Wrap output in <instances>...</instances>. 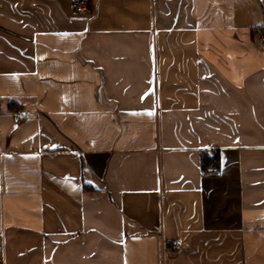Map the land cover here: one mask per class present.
Instances as JSON below:
<instances>
[{"label": "crops", "instance_id": "0c3cea01", "mask_svg": "<svg viewBox=\"0 0 264 264\" xmlns=\"http://www.w3.org/2000/svg\"><path fill=\"white\" fill-rule=\"evenodd\" d=\"M259 30L264 0H0V264H264Z\"/></svg>", "mask_w": 264, "mask_h": 264}, {"label": "trees", "instance_id": "16d2710c", "mask_svg": "<svg viewBox=\"0 0 264 264\" xmlns=\"http://www.w3.org/2000/svg\"><path fill=\"white\" fill-rule=\"evenodd\" d=\"M251 30H252V34H255V32H257L256 28H252ZM259 31L262 35H264V32L262 30H259ZM11 105L16 106V103L13 102L11 103ZM218 158L219 157L217 153H214L211 155L207 151H202L200 153V166H201L202 171L207 173V169L209 167H213L216 170H218L219 169V159Z\"/></svg>", "mask_w": 264, "mask_h": 264}, {"label": "built area", "instance_id": "2783aa9c", "mask_svg": "<svg viewBox=\"0 0 264 264\" xmlns=\"http://www.w3.org/2000/svg\"><path fill=\"white\" fill-rule=\"evenodd\" d=\"M88 1L89 0H72V6H73L74 10L77 12L83 11L88 5ZM260 39L264 42L263 36H261ZM21 115H22L21 112H17V113H15L14 117H15V119H17ZM208 171L210 173H214L215 169L213 167H209ZM174 247H176V246H174Z\"/></svg>", "mask_w": 264, "mask_h": 264}, {"label": "snow or ice", "instance_id": "6c2138e0", "mask_svg": "<svg viewBox=\"0 0 264 264\" xmlns=\"http://www.w3.org/2000/svg\"><path fill=\"white\" fill-rule=\"evenodd\" d=\"M149 115H151V113H148Z\"/></svg>", "mask_w": 264, "mask_h": 264}]
</instances>
